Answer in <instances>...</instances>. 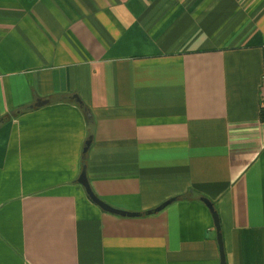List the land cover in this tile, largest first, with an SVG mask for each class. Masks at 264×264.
Instances as JSON below:
<instances>
[{
	"label": "crops",
	"instance_id": "crops-1",
	"mask_svg": "<svg viewBox=\"0 0 264 264\" xmlns=\"http://www.w3.org/2000/svg\"><path fill=\"white\" fill-rule=\"evenodd\" d=\"M263 105L264 0H0V264H264Z\"/></svg>",
	"mask_w": 264,
	"mask_h": 264
},
{
	"label": "water",
	"instance_id": "water-1",
	"mask_svg": "<svg viewBox=\"0 0 264 264\" xmlns=\"http://www.w3.org/2000/svg\"><path fill=\"white\" fill-rule=\"evenodd\" d=\"M73 100H75L76 103L80 104V100L76 97L73 96L72 97ZM46 104H48V101H40L37 100L34 105H32L30 108H41L43 106H45ZM90 115H87V117L89 118ZM1 123V121H0ZM90 141H87L85 143L86 148L89 146ZM86 149H84L85 151ZM85 167H82V171L77 179V182L80 186H82V188L85 191V194L87 195L88 199L91 201L92 204H94L96 207H98L101 211H103L104 213L110 214V215H114L120 218H139L141 216H152L155 215L159 212H161L162 210H164L167 206H169L170 204H172L173 202L176 201V199L172 198L169 199L167 201H165L164 203H162L161 205H159L158 207L146 211L143 214L141 213H131V212H126V211H122V210H118V209H114L110 206H108L107 204L103 203L102 201H100L92 192V190L90 189L87 179H86V175H85ZM200 202L204 204V206L208 209L211 217H212V221H213V226L215 229V233H216V242H217V246H218V253H219V261L220 264H226L225 261V255H224V250H223V243H222V236L220 233V225H219V221H218V216L217 213L215 212L212 204L204 199L201 198Z\"/></svg>",
	"mask_w": 264,
	"mask_h": 264
},
{
	"label": "trees",
	"instance_id": "trees-1",
	"mask_svg": "<svg viewBox=\"0 0 264 264\" xmlns=\"http://www.w3.org/2000/svg\"><path fill=\"white\" fill-rule=\"evenodd\" d=\"M52 102H57V103H66V102H69L68 98H66V96H62V95H58V96H54L53 97V100ZM82 108V107H81ZM84 109V108H83ZM82 109V110H83ZM91 119V118H90ZM259 120L260 122L264 123V105L260 108V112H259ZM91 120L88 119V123L90 122ZM91 126V125H90ZM89 136H88V140L87 141H90V136L92 134L91 132V128H90V132L88 133ZM84 149H87L85 146H84ZM86 150L84 151L83 153V158H82V164L84 166L85 164V161H86Z\"/></svg>",
	"mask_w": 264,
	"mask_h": 264
}]
</instances>
